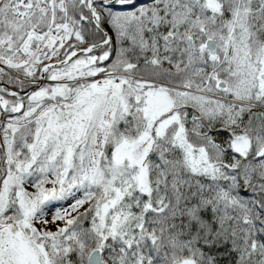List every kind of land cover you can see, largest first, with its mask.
Masks as SVG:
<instances>
[{
	"label": "snow or ice",
	"instance_id": "1",
	"mask_svg": "<svg viewBox=\"0 0 264 264\" xmlns=\"http://www.w3.org/2000/svg\"><path fill=\"white\" fill-rule=\"evenodd\" d=\"M0 264H264V0H0Z\"/></svg>",
	"mask_w": 264,
	"mask_h": 264
}]
</instances>
